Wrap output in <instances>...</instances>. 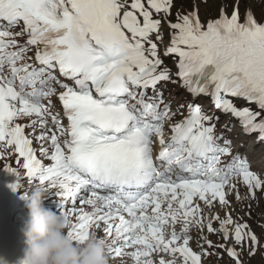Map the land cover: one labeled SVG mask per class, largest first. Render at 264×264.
Listing matches in <instances>:
<instances>
[{
  "label": "snow or ice",
  "instance_id": "snow-or-ice-1",
  "mask_svg": "<svg viewBox=\"0 0 264 264\" xmlns=\"http://www.w3.org/2000/svg\"><path fill=\"white\" fill-rule=\"evenodd\" d=\"M239 5L235 0L230 16L222 5L219 18L206 23L194 7L173 23L174 0H0V159L14 153L30 185L55 190L70 237L82 241L95 228L109 255H128L134 264H203L210 253L190 247L195 227L234 264H242L241 253L229 240L255 254L260 240L249 225L227 211L221 219L212 208L217 201L230 207L225 189H235L233 178L252 199L264 191V179L239 154L222 161L231 142L215 134L218 117L201 106L189 103L187 116L169 123L174 113L158 88L177 82L158 51L167 23L163 56L178 58L180 86L193 100L210 96L215 109L264 142V22L247 9L241 18ZM53 96L66 125L51 111ZM229 98L248 106L237 108ZM37 127L34 139L43 142L39 152L48 165L32 148ZM3 171L20 179L10 163ZM205 227L226 243L213 245Z\"/></svg>",
  "mask_w": 264,
  "mask_h": 264
},
{
  "label": "rangeland",
  "instance_id": "rangeland-1",
  "mask_svg": "<svg viewBox=\"0 0 264 264\" xmlns=\"http://www.w3.org/2000/svg\"><path fill=\"white\" fill-rule=\"evenodd\" d=\"M234 3L235 0H174V6L171 9V15L168 17V21L173 23L176 22V16L178 12L181 15L187 14L193 11L195 7L198 10V16L201 22L206 23L209 20H215L219 18L220 8L222 5H227L226 13L230 16ZM246 9L252 12L254 18L257 19L258 22H264V0H240L239 11L241 18H243ZM16 30L18 29H13V31ZM161 35L163 36V41L162 43L158 42V51L160 53L161 59L163 60V66L169 69L173 79L177 81L175 84L171 82H161V84L158 85V88L162 92L165 103L169 104L170 110L174 113L172 120L169 123L174 124L182 121L187 116V106L189 103H194L201 106V109L204 113L210 116L214 115L215 117H218V120L213 121L215 123V134L217 136H223L225 139H228L231 142V155L221 157L222 161L227 163L232 159L233 156L239 154L242 158H245L248 161L249 169L264 179V142L258 141L257 133L245 134L240 121L233 117L230 113L226 114L218 109H215L210 96H201L193 100L191 94L188 93L185 88L180 86V81L175 75V73L178 71L176 68L178 58L174 56H163L165 46L170 43L171 35V30L168 28L167 23L162 24ZM18 39H21V42H23V39L25 38ZM28 55H33V52H29ZM152 94L153 93L151 89H149L148 95L151 96ZM229 99L234 100L235 106L237 108L248 106L246 102L242 100H235V98ZM43 102L45 104L48 103V101ZM52 104L53 107L51 111L53 113H60L58 111V105H54L53 101ZM161 107H163V105H161ZM250 107L252 110H256L255 105H251ZM61 119L62 123L66 125L67 120L64 119L62 115ZM17 122L22 125H27L30 123V120L22 119ZM166 125L167 124H165V134L168 132L171 135L169 127ZM30 131V129H26V134ZM39 131L40 129L37 127L32 136H30V138L33 139L32 148L35 150L36 156L41 160L42 164L48 165L50 164V161L42 157L39 152L40 145L43 142H37L34 139V136L39 134ZM219 142L221 144L223 143L222 140ZM45 146H47V144H45ZM258 159H262L261 163L257 162ZM16 160L17 157L14 153L7 159H0V174L4 172V165L6 163H10L12 168L20 174L19 192L27 196L29 189L33 185L38 184V182L33 181V183L30 185L22 169V158L19 164H17ZM252 162L257 165L252 167ZM220 166L223 167V163ZM230 183L235 185V189L231 191H229L227 188L225 189L226 193H228L226 199L229 201L230 207L222 209L218 201L214 202L212 214H218L221 219H223L225 217V212L227 211L230 213L232 219L235 222L247 223L250 230L260 240V245L257 247L255 254L249 256L247 245H245L243 250H241V248L239 246H235L234 243L231 245V240L227 242V246H233L235 247L236 251L241 253L240 259L242 260V264H264V191H256L255 199H252L249 198L248 189L240 182L239 178H233ZM54 192L55 190H49V192H47V198L44 201V205L46 208L60 215L57 206L59 198L54 195ZM237 192L241 197L239 201L236 199ZM196 202L200 204L201 208H204L203 202L198 200ZM77 207H79V204H77ZM204 210L205 213L208 212L207 209ZM85 211H87V209H85ZM213 228H219L218 221H213ZM204 230L206 239L210 240L213 245L226 243L222 238V234L216 233L208 235L209 233L207 232L206 227ZM92 231H95L99 237L104 238V233L102 230H100L99 233L98 229L93 228ZM177 231H179V225H177ZM192 233L193 236L190 235L192 237L190 240V247L193 249V251L200 252L202 250L201 247L198 246L199 244L204 250L208 249L207 251L210 253V255L202 257L203 264H234V261L231 260V258L228 259L222 256V248H209L207 243H205L203 239H200L201 233L198 229L193 227ZM209 236H212V238ZM16 237L17 236H15V238ZM194 237L196 240H193ZM12 248L15 249V247ZM23 248L22 243H20V246L17 248L19 250L16 253H13L12 251L7 252V254H13V257L10 259V261H8L6 258L1 264H19L17 263V259L23 255ZM132 250L133 249H125L124 251L131 252ZM111 257L113 258L110 260L109 264H134L132 258L128 255L122 254L119 257L114 255L108 256V258Z\"/></svg>",
  "mask_w": 264,
  "mask_h": 264
},
{
  "label": "clouds",
  "instance_id": "clouds-1",
  "mask_svg": "<svg viewBox=\"0 0 264 264\" xmlns=\"http://www.w3.org/2000/svg\"><path fill=\"white\" fill-rule=\"evenodd\" d=\"M47 191L33 185L25 200L24 241L19 264H109L107 244L95 231L76 241L68 235L70 222L46 208Z\"/></svg>",
  "mask_w": 264,
  "mask_h": 264
},
{
  "label": "bare ground",
  "instance_id": "bare-ground-1",
  "mask_svg": "<svg viewBox=\"0 0 264 264\" xmlns=\"http://www.w3.org/2000/svg\"><path fill=\"white\" fill-rule=\"evenodd\" d=\"M52 101L55 102L54 105H59V100H58L57 96H54L52 98ZM59 112L62 114V109ZM166 126L169 127V124H167ZM167 136H169V135H166V137ZM156 147L157 146L154 145V149H156ZM261 161H262V159L257 160V162H259V163H261ZM256 165L257 164H254V162H252V167L256 166ZM263 166H264V164H263ZM14 177H16V176L14 175ZM85 209H87V211H91V209L88 208L87 206H85ZM99 233H100V230H99ZM230 234H231V231H230ZM189 235H193L192 228L189 231ZM202 235L204 237H206L205 236V230H203ZM208 235H210V234H208ZM209 237L212 238V236H209ZM193 240H196V238L194 237ZM20 243H22V248H23L24 247V241H23V237H22L21 233H18V237L15 238V237H13L12 233H9V232L3 233L0 230V263L2 260H5L6 258L8 261H10V259L13 257V254H7V252L12 251L13 253H16L19 250L17 248L20 246ZM232 244H233V241L231 242V245ZM12 247H15V249H13Z\"/></svg>",
  "mask_w": 264,
  "mask_h": 264
},
{
  "label": "flooded vegetation",
  "instance_id": "flooded-vegetation-1",
  "mask_svg": "<svg viewBox=\"0 0 264 264\" xmlns=\"http://www.w3.org/2000/svg\"><path fill=\"white\" fill-rule=\"evenodd\" d=\"M111 255H114V253H113V254H111Z\"/></svg>",
  "mask_w": 264,
  "mask_h": 264
},
{
  "label": "crops",
  "instance_id": "crops-1",
  "mask_svg": "<svg viewBox=\"0 0 264 264\" xmlns=\"http://www.w3.org/2000/svg\"><path fill=\"white\" fill-rule=\"evenodd\" d=\"M227 258V257H226Z\"/></svg>",
  "mask_w": 264,
  "mask_h": 264
}]
</instances>
